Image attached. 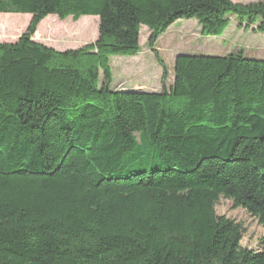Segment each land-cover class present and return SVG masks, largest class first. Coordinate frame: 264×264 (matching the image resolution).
<instances>
[{"label":"trees","instance_id":"16d2710c","mask_svg":"<svg viewBox=\"0 0 264 264\" xmlns=\"http://www.w3.org/2000/svg\"><path fill=\"white\" fill-rule=\"evenodd\" d=\"M29 14L0 42V264H264L221 197L264 225V58L180 54L160 92L114 89L112 56L135 57L179 19L205 37L264 34V1L0 0ZM48 16L99 17L96 42L33 40ZM103 76V80L101 78Z\"/></svg>","mask_w":264,"mask_h":264},{"label":"rangeland","instance_id":"374dc122","mask_svg":"<svg viewBox=\"0 0 264 264\" xmlns=\"http://www.w3.org/2000/svg\"><path fill=\"white\" fill-rule=\"evenodd\" d=\"M235 3H253L264 0H232ZM32 20L29 14H0V42H16L26 31ZM231 24L223 35L205 37L195 19H179L159 37L154 48L150 47L151 31L141 28V51L135 57L112 56L114 89L160 92L163 89V67L168 69L166 87L174 81V65L180 54L223 56L243 50L251 58H264V34H254L238 28L231 17ZM99 37V17L84 16L74 21L71 17L61 20L48 16L38 26L33 39L57 51L76 50L97 41ZM103 80V76L101 75ZM218 216L234 220L242 225L244 248L260 250L264 242V225L243 207H235L234 202L221 197L215 207Z\"/></svg>","mask_w":264,"mask_h":264},{"label":"water","instance_id":"95a60500","mask_svg":"<svg viewBox=\"0 0 264 264\" xmlns=\"http://www.w3.org/2000/svg\"><path fill=\"white\" fill-rule=\"evenodd\" d=\"M34 40V39H33ZM35 41V40H34ZM37 42V41H36Z\"/></svg>","mask_w":264,"mask_h":264}]
</instances>
